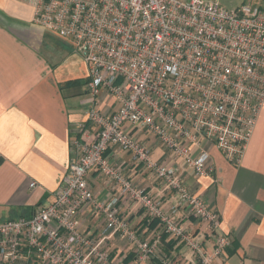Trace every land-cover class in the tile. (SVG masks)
Wrapping results in <instances>:
<instances>
[{
    "label": "built area",
    "instance_id": "obj_1",
    "mask_svg": "<svg viewBox=\"0 0 264 264\" xmlns=\"http://www.w3.org/2000/svg\"><path fill=\"white\" fill-rule=\"evenodd\" d=\"M16 1L31 5L34 26L81 58L94 130H82L74 141L75 157L51 203L35 206L29 217L0 222V264H122L103 246L116 235L135 248L134 264H179L175 250L162 249L164 235L182 247L179 256L187 264L224 261L228 240L217 233L220 218L182 183L180 170L211 176L208 148L240 163L264 107V8L255 0L234 9L209 0ZM101 91L116 105L110 113L97 107ZM137 130L155 138L175 165L153 160ZM110 147L153 172L172 194L169 206L137 188L122 166L111 165ZM91 171L109 178L114 196L95 199ZM123 197L158 220L151 239L137 237L119 216ZM87 208L104 222L97 240L80 231ZM182 218L198 219L206 230L186 233Z\"/></svg>",
    "mask_w": 264,
    "mask_h": 264
},
{
    "label": "crops",
    "instance_id": "obj_2",
    "mask_svg": "<svg viewBox=\"0 0 264 264\" xmlns=\"http://www.w3.org/2000/svg\"><path fill=\"white\" fill-rule=\"evenodd\" d=\"M46 33L32 24L31 5L0 0V222L29 217L35 206L51 203L75 157L74 141L82 136V130H94L87 118L92 98L82 99L80 107L75 105L76 99L89 94L86 73L78 74L75 63L80 62L65 54L63 48L48 47L56 48L52 54L44 47ZM106 96L100 92L97 107L110 113L116 105ZM136 136L151 149L153 160L175 165L151 135L137 130ZM208 149L214 173L197 178L182 168L180 177L220 218L217 233L227 238L228 245L226 259H218L215 264H264V107L238 165L227 162L215 148ZM106 155L111 165L122 166L137 188L160 198L164 208L169 206L172 194L164 190L153 172L115 147H110ZM87 180L96 200L115 195L110 192L107 176L91 171ZM31 183L36 187L31 188ZM118 208L119 216L129 221L137 237H153L159 225H151L153 220L144 217L137 202L123 197ZM79 224L80 231L95 240L104 227L101 217L90 208L81 213ZM180 224L191 235L206 230V224L194 218H182ZM161 243L165 252L175 250L179 264H187L179 256L184 250L168 235ZM103 246L112 260L134 264L135 248L126 238L116 235L105 240ZM144 264L158 262L153 259Z\"/></svg>",
    "mask_w": 264,
    "mask_h": 264
},
{
    "label": "rangeland",
    "instance_id": "obj_3",
    "mask_svg": "<svg viewBox=\"0 0 264 264\" xmlns=\"http://www.w3.org/2000/svg\"><path fill=\"white\" fill-rule=\"evenodd\" d=\"M209 1L218 2L222 7L226 8V9H234L244 2V0H209ZM255 1L260 7L264 8V0H255ZM65 43H63V41L61 43L59 41L58 37H56L54 34L48 32V33H46L43 46L49 50L51 48H48V47H52V46H55L57 49L63 48V52L65 54L67 53L68 55L75 56V57H73V59H75V61L77 60L80 62L78 64L75 63V65L78 67V74L84 75V73H86V67H85L84 63H82V61L78 58V55L76 53H73L71 51L72 47L67 45V43L66 44ZM55 47L50 50L52 52V54L56 53ZM47 49H44V50L47 52ZM85 98L89 99V98H91V95L88 94V95H85L83 98L76 99L75 105H78V103L80 104V101L82 99L85 100ZM111 193H114V192H111Z\"/></svg>",
    "mask_w": 264,
    "mask_h": 264
},
{
    "label": "trees",
    "instance_id": "obj_4",
    "mask_svg": "<svg viewBox=\"0 0 264 264\" xmlns=\"http://www.w3.org/2000/svg\"><path fill=\"white\" fill-rule=\"evenodd\" d=\"M86 82H87V81H86ZM86 82H85V83H86ZM67 84H69V83H67ZM67 84H66V85H67ZM70 84H71V83H70ZM156 224H158V220H153V221L151 222V225H156ZM164 236H165V235H164ZM164 236H163V237H164Z\"/></svg>",
    "mask_w": 264,
    "mask_h": 264
}]
</instances>
